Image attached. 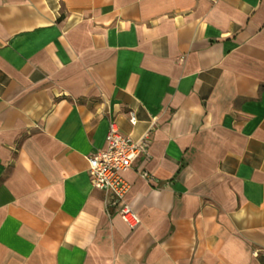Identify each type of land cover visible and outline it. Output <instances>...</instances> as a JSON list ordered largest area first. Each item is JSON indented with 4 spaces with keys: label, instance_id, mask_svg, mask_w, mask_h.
Returning a JSON list of instances; mask_svg holds the SVG:
<instances>
[{
    "label": "crops",
    "instance_id": "obj_1",
    "mask_svg": "<svg viewBox=\"0 0 264 264\" xmlns=\"http://www.w3.org/2000/svg\"><path fill=\"white\" fill-rule=\"evenodd\" d=\"M0 264H264V0H0Z\"/></svg>",
    "mask_w": 264,
    "mask_h": 264
},
{
    "label": "built area",
    "instance_id": "obj_2",
    "mask_svg": "<svg viewBox=\"0 0 264 264\" xmlns=\"http://www.w3.org/2000/svg\"><path fill=\"white\" fill-rule=\"evenodd\" d=\"M130 114V122L135 125L137 118ZM151 140L150 133L135 141L120 132L115 120L110 121L106 135L105 147L88 156L90 164V183L94 189L107 192L114 199L113 203L120 207V216L126 225L134 230L141 224L135 210L125 202L130 191V184L123 174L142 162L148 156ZM143 176L148 177V173Z\"/></svg>",
    "mask_w": 264,
    "mask_h": 264
}]
</instances>
